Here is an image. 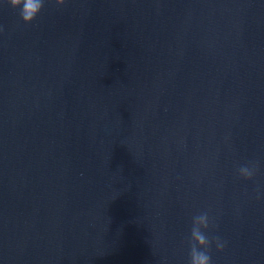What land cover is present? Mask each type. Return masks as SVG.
Masks as SVG:
<instances>
[{"label":"water","instance_id":"obj_1","mask_svg":"<svg viewBox=\"0 0 264 264\" xmlns=\"http://www.w3.org/2000/svg\"><path fill=\"white\" fill-rule=\"evenodd\" d=\"M0 26V264H189L203 212L212 264H264V0H0Z\"/></svg>","mask_w":264,"mask_h":264},{"label":"clouds","instance_id":"obj_2","mask_svg":"<svg viewBox=\"0 0 264 264\" xmlns=\"http://www.w3.org/2000/svg\"><path fill=\"white\" fill-rule=\"evenodd\" d=\"M45 0H6L12 8L19 10V16L24 24H31L41 13ZM58 5H63L65 0H56ZM4 27L0 26V34L4 32ZM258 163L242 166L238 169L239 176L245 180H252L258 171ZM259 198V192L257 194ZM210 216L208 212L193 217L191 228V239L189 241V264H212L210 249L215 244L217 251H223L225 242L220 237H209L205 233L210 227Z\"/></svg>","mask_w":264,"mask_h":264}]
</instances>
